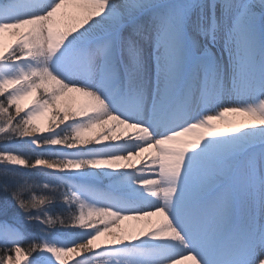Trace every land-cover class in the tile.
<instances>
[{
	"label": "snow or ice",
	"instance_id": "snow-or-ice-1",
	"mask_svg": "<svg viewBox=\"0 0 264 264\" xmlns=\"http://www.w3.org/2000/svg\"><path fill=\"white\" fill-rule=\"evenodd\" d=\"M0 264H264V0H0Z\"/></svg>",
	"mask_w": 264,
	"mask_h": 264
},
{
	"label": "bare ground",
	"instance_id": "bare-ground-1",
	"mask_svg": "<svg viewBox=\"0 0 264 264\" xmlns=\"http://www.w3.org/2000/svg\"><path fill=\"white\" fill-rule=\"evenodd\" d=\"M129 223H133V222H129V221H126L125 224H129Z\"/></svg>",
	"mask_w": 264,
	"mask_h": 264
}]
</instances>
